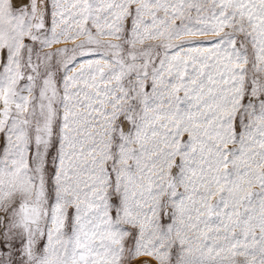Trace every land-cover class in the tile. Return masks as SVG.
Wrapping results in <instances>:
<instances>
[{
    "label": "snow or ice",
    "instance_id": "obj_1",
    "mask_svg": "<svg viewBox=\"0 0 264 264\" xmlns=\"http://www.w3.org/2000/svg\"><path fill=\"white\" fill-rule=\"evenodd\" d=\"M0 264H264V0H0Z\"/></svg>",
    "mask_w": 264,
    "mask_h": 264
},
{
    "label": "rangeland",
    "instance_id": "obj_2",
    "mask_svg": "<svg viewBox=\"0 0 264 264\" xmlns=\"http://www.w3.org/2000/svg\"><path fill=\"white\" fill-rule=\"evenodd\" d=\"M69 46H71V45H69Z\"/></svg>",
    "mask_w": 264,
    "mask_h": 264
}]
</instances>
